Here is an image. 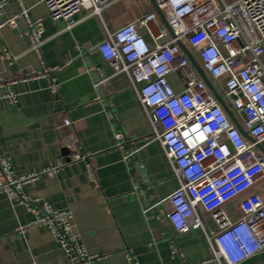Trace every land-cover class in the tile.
Masks as SVG:
<instances>
[{"label":"crops","instance_id":"obj_1","mask_svg":"<svg viewBox=\"0 0 264 264\" xmlns=\"http://www.w3.org/2000/svg\"><path fill=\"white\" fill-rule=\"evenodd\" d=\"M0 4V155L14 174H38L21 195L68 212L92 264H226L209 246L217 230L209 213L199 210L202 227L184 233L168 222L178 181L129 78L114 74L98 50L108 33L154 11L149 0H109L100 16L82 9L71 27L39 0ZM22 7L31 22H42L36 47L25 19L1 25ZM138 31L149 40L145 28ZM103 79L106 86H95ZM168 81L183 90L180 74ZM63 118L71 127L60 132ZM67 133L87 159L69 161L61 143ZM51 167L58 169L48 176ZM237 202L223 206L230 219L239 215ZM36 218L31 204L0 193V264H71L53 229ZM238 264H264V250Z\"/></svg>","mask_w":264,"mask_h":264},{"label":"built area","instance_id":"obj_2","mask_svg":"<svg viewBox=\"0 0 264 264\" xmlns=\"http://www.w3.org/2000/svg\"><path fill=\"white\" fill-rule=\"evenodd\" d=\"M39 1L53 20H63L67 27L82 9L100 16L109 4V0ZM155 2L173 37L158 25L157 14L151 11L108 33L98 50L114 74L125 73L129 78L178 181L168 198V222L177 233H184L202 227L199 210L209 213L217 224L208 236L213 256L226 264H238L264 250V153L259 148L264 150V0ZM18 18L25 19L26 34L38 46L42 22H31L25 8L1 25L13 27ZM139 27L145 28L149 40L139 33ZM178 41L251 141L227 116ZM170 74L181 75V92H175L168 82ZM106 84L103 79L95 86ZM70 127L71 121L63 118L58 129L63 132ZM116 138L122 139L123 134ZM61 143L70 153L69 161L87 159L76 149L74 134L63 135ZM57 169L51 167L44 173L53 176ZM37 177L14 174L10 161L0 155V193L11 201L31 204L36 223L53 229L60 245L71 254V264H92L95 257L77 241L68 212L21 195L22 185ZM235 199L239 215L230 219L223 206Z\"/></svg>","mask_w":264,"mask_h":264},{"label":"water","instance_id":"obj_3","mask_svg":"<svg viewBox=\"0 0 264 264\" xmlns=\"http://www.w3.org/2000/svg\"><path fill=\"white\" fill-rule=\"evenodd\" d=\"M149 2L151 3L155 13L157 14L158 18L160 19L161 23L163 24V26L167 29V31L169 32V34L173 37V32L170 29L169 25L167 24L165 17L162 13V11L158 8L155 0H149ZM177 44L179 45L182 53L188 58V60L190 61L191 65L193 66L194 70L196 71V73L199 75V77L204 81V83L206 84L207 88L209 89V91L212 93V95L215 97V99L218 101V103L220 104V106L223 108V110L225 111V113L227 114V116L231 119V121L235 124V126L237 127L238 131L242 134V136H244L247 140L251 141V139L249 138V136L247 135V133L241 128V126L239 125V123L235 120V118L232 115V112L230 111V109L228 108V106L225 104V102L223 101V99L221 98V96L218 94V92L216 91V89L214 88L213 84L211 83V81L208 79V77L205 75V73L203 72V70L201 69V67L199 66V64L197 63V61L193 58V56L191 55V53L189 52V50L185 47V45L178 41ZM259 148L263 151L262 147L259 146Z\"/></svg>","mask_w":264,"mask_h":264},{"label":"rangeland","instance_id":"obj_4","mask_svg":"<svg viewBox=\"0 0 264 264\" xmlns=\"http://www.w3.org/2000/svg\"><path fill=\"white\" fill-rule=\"evenodd\" d=\"M169 82V81H168ZM170 83V82H169ZM171 85V84H170Z\"/></svg>","mask_w":264,"mask_h":264}]
</instances>
